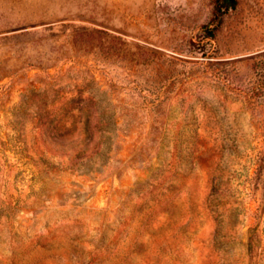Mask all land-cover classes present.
Returning <instances> with one entry per match:
<instances>
[{
  "label": "rangeland",
  "instance_id": "374dc122",
  "mask_svg": "<svg viewBox=\"0 0 264 264\" xmlns=\"http://www.w3.org/2000/svg\"><path fill=\"white\" fill-rule=\"evenodd\" d=\"M216 3L0 0V264H264V0Z\"/></svg>",
  "mask_w": 264,
  "mask_h": 264
},
{
  "label": "trees",
  "instance_id": "16d2710c",
  "mask_svg": "<svg viewBox=\"0 0 264 264\" xmlns=\"http://www.w3.org/2000/svg\"><path fill=\"white\" fill-rule=\"evenodd\" d=\"M235 4H236V0H217V3H216V6L217 7H216V9L217 10H221L222 7L229 8L230 6H235ZM216 18H217V16H216ZM91 116H92V114L88 112L85 115V121L83 123V130H84V134H86L87 145L92 141V138H93L92 134L90 133L91 132L90 131V129H91V125H90L91 124ZM99 149H98V152H99ZM83 153H84V151L83 152H79V155L75 156V158L78 157V159H77V161H74V162L72 161L71 162V164H72L71 167H73L76 163L79 162L80 155H83Z\"/></svg>",
  "mask_w": 264,
  "mask_h": 264
}]
</instances>
